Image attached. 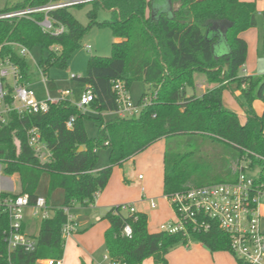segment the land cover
<instances>
[{
	"label": "trees",
	"instance_id": "1",
	"mask_svg": "<svg viewBox=\"0 0 264 264\" xmlns=\"http://www.w3.org/2000/svg\"><path fill=\"white\" fill-rule=\"evenodd\" d=\"M51 0H20L5 7L0 14L37 8ZM59 2L61 0H53ZM73 1V0H63ZM171 14H153L152 0H82L73 5L81 9L89 4L86 13L88 25H81L69 12V7L56 9L51 18L64 25L60 37L44 34L36 22L41 12L26 17L0 20V59L8 58L17 65L21 83L32 85V69L26 58L19 56L13 44L32 50L39 47L47 57L38 63L41 74L56 65L65 68L71 54L77 50L83 37L95 26L108 27L118 40L111 46L109 57H90L84 77L74 78L89 88L94 100L89 105L93 115L80 112L69 101L50 104L46 114H8V122L0 128V164L5 177L16 175L19 193H1L0 199L25 195L30 204L39 197L37 190L43 174L48 176L46 203L60 190L62 204L51 208L52 216L39 223L34 239L37 247L32 253L21 249L8 252L4 232L8 215L0 204V264H38V261L60 259L65 238L61 230L66 221L63 207L87 208L106 188L115 167L134 161L153 144L164 141L162 193L167 197L194 187L220 183H234L240 170L258 173V182L264 183V111L257 116L252 109L256 100L264 103V74L239 76L247 57V43L241 34L255 29L256 4L240 0H169ZM110 14L108 21L98 22L97 12ZM262 55L264 57V11ZM190 28L187 51L173 64V52L162 25ZM228 24L225 44L228 52L216 56L213 47L216 36L208 37L213 23ZM175 33L173 40L177 41ZM37 68V67H36ZM37 68V69H38ZM202 78L204 92L195 93L196 79ZM115 81H121L127 91L133 83L148 87L155 95L151 104L131 118L114 117L105 120L104 114L117 110L118 101L112 91ZM234 83L247 106L243 119L226 108L223 92ZM55 89L54 84H49ZM191 93L188 94L187 90ZM10 92V91H9ZM146 94H142L139 102ZM9 102V99L7 98ZM74 117L71 129L66 122ZM93 121L97 133L88 137L84 123ZM36 128L42 143L50 154L35 153L27 142L28 130ZM108 149V165L99 168L97 151ZM108 228L104 232V248L108 257L125 264H168V254L179 246L201 244L210 253L232 254L229 237L213 225L208 232L189 229L169 234L148 231V217L136 212L124 215L121 206L108 209L103 217ZM129 225L131 237L123 235ZM24 231V225H23Z\"/></svg>",
	"mask_w": 264,
	"mask_h": 264
},
{
	"label": "built area",
	"instance_id": "2",
	"mask_svg": "<svg viewBox=\"0 0 264 264\" xmlns=\"http://www.w3.org/2000/svg\"><path fill=\"white\" fill-rule=\"evenodd\" d=\"M80 2L82 0H61L59 2L51 0L43 7H28L23 10L0 14V20L22 18L34 12H41L43 18L36 22L40 30L51 37H60L66 32V28L54 21L50 13L59 8L72 7ZM13 45L20 57L26 58L30 54V50L26 47L19 44ZM85 48L90 50L89 46ZM36 67L38 68V65ZM74 78L78 77L73 76L72 79ZM21 80L22 76L18 66L8 58L0 59V128L7 124V116L12 112L18 115L46 114L50 104H57L72 95L71 91L66 90L60 93V98H50L47 93L46 98L41 99L37 97L31 86L22 84ZM112 91L117 96L118 107L111 114L119 118L138 116L144 107L151 104L156 95L135 102L121 81L113 83ZM93 100L91 90L85 86L79 102L71 104L80 112L87 114L91 112L89 105ZM73 123L74 117H70L66 122V128L71 129ZM27 142L35 153L44 154V159L49 158L50 154L46 145L41 142L36 128L28 130ZM248 173L249 171L245 167L244 170H240L234 183L194 187L165 197L173 211L174 220L162 225L161 231L169 234L178 232L188 234L189 229L197 232H208L213 225H216L220 231L229 237L230 251L242 264H264V232L261 228L264 183L258 182L257 178L249 176ZM138 179L142 180V177L139 176ZM0 204L8 215L9 224L4 232V241L8 252L16 249H21L26 253L34 252L37 247L36 240L23 231V225L28 213L40 221L49 217L50 208L45 198L39 196L34 204H30L28 197L22 195L0 199ZM150 206L152 209L156 208L153 201L150 202ZM62 210L66 216V221L61 233L66 240L77 233L78 224L71 213V208L63 207ZM121 211H128V215L136 213L133 207L127 205L121 206ZM122 233L130 238L132 235L130 226L126 225ZM38 264H63V262L60 258L38 261ZM103 264L125 263L113 261L105 254Z\"/></svg>",
	"mask_w": 264,
	"mask_h": 264
},
{
	"label": "rangeland",
	"instance_id": "3",
	"mask_svg": "<svg viewBox=\"0 0 264 264\" xmlns=\"http://www.w3.org/2000/svg\"><path fill=\"white\" fill-rule=\"evenodd\" d=\"M20 0H0V10L5 7L15 5ZM251 1L256 4V22L255 29L246 33L245 37L250 45L249 55L247 58V66L244 65L239 71V76H247L244 71L246 69H252L251 76H262L264 74V57L262 55V35H263V19L259 15V12L264 11V0H243ZM90 5L86 4L81 9L75 7H69V12L75 17V19L83 26L88 25L89 20L86 13L89 11ZM169 6V0H152V12L158 14L160 12L171 14ZM110 19L109 12L99 9L97 12V21L103 22ZM117 40L113 37L111 30L104 27H93L82 39L80 47L75 50L66 65L65 68H58L56 65H52L48 68L45 75L41 74V70L36 68V65L47 57L46 52H41L39 47H34L30 50V54L26 57L28 64L32 69V85L31 88L35 92L38 98L45 99L48 93L50 98H60V93L66 90L72 92V95L65 100L70 103L76 104L85 89V86L77 80H73L72 77H84L86 74L87 61L90 57H109L111 54V46ZM89 46L90 50L85 47ZM201 79V78H199ZM44 81V82H43ZM54 84L55 89H52L49 84ZM148 91V87L141 82L133 83L129 88V94L131 98L138 102L142 94ZM149 92L143 97L148 98ZM142 98V99H143ZM141 99V100H142ZM223 101L229 107L230 110L239 113L243 119L245 115V109L247 106L244 104L243 99L240 97V91L237 89L234 83L230 84L229 88L223 92ZM252 109L257 116H261L264 111V103L261 101H254L252 103ZM93 115V112L87 113ZM105 120H110L116 117L114 114H104ZM85 131L88 137L93 138L96 136L97 129L93 121L87 120L84 123ZM165 143L159 141L153 144L150 148L140 153L134 158V161L125 163L121 168L115 167L112 171L111 178L100 194L102 199L108 201L110 208L117 206H131L140 213H144L148 217V231L155 233L161 231V226L166 225L174 220V214L170 204L165 199L162 193V175H163V153ZM108 149L101 147L97 151V164L99 168L107 167L108 165ZM249 176L258 178V173L249 172ZM2 176V166L0 164V177ZM145 178L140 182L138 177ZM15 179L12 180L13 190L8 193H17L19 190V180L16 175H12ZM48 176L43 174L41 177L37 194L40 197H47ZM143 188V191H142ZM151 200L156 205V209L150 208ZM50 204L53 206H59L62 204L63 195L60 190L55 191L49 197ZM105 213L108 211L107 206L103 207ZM102 209V211H104ZM107 209V210H106ZM82 207L76 206L71 209V213L76 217H80V211ZM124 215H128V211L123 212ZM105 222V220H104ZM196 244H190L187 247L179 246L175 250L171 251L168 256V264H215L211 260H201L188 256L185 258V253L188 250L193 249ZM193 251V250H192ZM221 255L223 264H237L234 258L229 253L217 252ZM106 253L100 252L98 254V263H103V256ZM145 264H151L150 261H146Z\"/></svg>",
	"mask_w": 264,
	"mask_h": 264
},
{
	"label": "crops",
	"instance_id": "4",
	"mask_svg": "<svg viewBox=\"0 0 264 264\" xmlns=\"http://www.w3.org/2000/svg\"><path fill=\"white\" fill-rule=\"evenodd\" d=\"M240 1H243V0H240ZM246 2H251V1H246ZM169 6L171 8L170 2H169ZM170 11H171V9H170ZM162 25L166 31V34L168 37V42H169L170 48L173 52V57H174L173 58V64L176 65L178 63V59H179L180 54L187 51L186 45H187L188 36L190 34V28H188V27H186V28L170 27V26H168V24L166 23L165 20L162 21ZM225 25H226L225 22H219V23L214 22L213 25L211 26V29L214 28L215 30L218 31L222 27H225ZM251 30H253V29H251ZM217 31H212V36H215L216 35L215 32H217ZM249 31H247V32H249ZM247 32L241 34V37L247 43L246 61H247V58L249 55V49H250V45L248 44V41L245 37ZM175 33L179 34L177 41L173 40V36ZM213 51H214L216 56H221V55H224L228 52V48L225 44V41L222 38H221V40L218 39L217 43L213 47ZM245 66H247V65L245 64ZM247 68H250V67L247 66ZM250 70H252V69L248 70L245 68L244 73L247 76H251ZM204 90H205V85L202 84V78L196 79L195 90H194L195 93L198 96H200L204 92ZM187 92H188V94H190L191 90L188 89ZM146 93H144V94H146ZM222 101H223V96H222ZM223 104L226 108L229 109V107L224 103V101H223ZM236 114H238L241 117V115L239 113H236ZM13 179H15V178L5 177L2 174V176L0 177V194L1 193H8V191L13 190V185H12ZM144 180H145V178H142V180H140V182H142ZM142 191H143V188H142ZM17 193H19V190ZM17 193H12V194H17ZM105 206H107V209H108L109 208L108 206H111V205L108 203V201L102 199V197H100V195H99L92 206H89L87 208H82L83 210L80 211L81 212L80 217H76L75 214L72 213V215H74V217L77 221L78 231L73 236H71L70 238L65 240L64 252H63V256L61 258L63 264H100V263H98L99 259L97 256H98V254H100V252H103V250L105 252L104 232L108 228L107 221L104 222V220H103V217L106 214L105 210L103 209V207H105ZM48 207L50 208L48 215L52 216L51 208L58 207V206H54V205L52 206L50 204V201H49ZM150 208H151V206H150ZM102 209L104 211H102ZM154 209H156V208H154ZM134 210H135V212H138V211H136L135 208H134ZM39 223H40V219L34 218L28 213L26 220H25V223H24V232L31 238L36 237L38 234ZM261 228L264 232V205L261 209ZM192 247H194V248L191 250H188V252L185 253V258L188 256H192L194 258H199L201 260H211L212 263L214 262L215 264H223V261L221 260L222 254L210 253L201 244H196L195 246H192ZM170 253L168 254V256L170 255ZM168 256H167V259H168ZM228 264H229V262H228Z\"/></svg>",
	"mask_w": 264,
	"mask_h": 264
},
{
	"label": "water",
	"instance_id": "5",
	"mask_svg": "<svg viewBox=\"0 0 264 264\" xmlns=\"http://www.w3.org/2000/svg\"><path fill=\"white\" fill-rule=\"evenodd\" d=\"M226 23V22H225ZM227 28H228V24L226 23V25H225V27H222L221 29H219L218 31L217 30H215L214 28H210V30H209V32H208V37H213L212 36V31H217V32H215L216 33V37L218 38V39H220L221 40V38L223 39V40H225V35H226V32H227Z\"/></svg>",
	"mask_w": 264,
	"mask_h": 264
}]
</instances>
